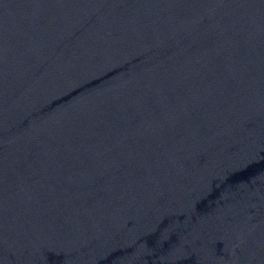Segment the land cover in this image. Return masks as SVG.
Segmentation results:
<instances>
[{
	"label": "water",
	"instance_id": "1",
	"mask_svg": "<svg viewBox=\"0 0 264 264\" xmlns=\"http://www.w3.org/2000/svg\"><path fill=\"white\" fill-rule=\"evenodd\" d=\"M264 126V0H0V264H121Z\"/></svg>",
	"mask_w": 264,
	"mask_h": 264
}]
</instances>
